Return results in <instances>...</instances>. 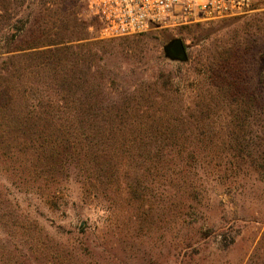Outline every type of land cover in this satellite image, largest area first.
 Returning a JSON list of instances; mask_svg holds the SVG:
<instances>
[{"label":"rangeland","instance_id":"374dc122","mask_svg":"<svg viewBox=\"0 0 264 264\" xmlns=\"http://www.w3.org/2000/svg\"><path fill=\"white\" fill-rule=\"evenodd\" d=\"M81 10L77 0H16L9 24L22 27L24 46L79 32L80 41L65 44L76 98L97 102L100 113L119 102L134 107L141 96L152 103L116 124L123 137L101 138L134 151L120 157L115 183L89 179L74 162L47 174L18 167L16 155L0 158V264H264V179L234 168L228 153L232 96L264 118V0L242 16L114 39L101 38ZM173 39L185 45L186 62L165 58ZM64 73L28 79L33 95L56 97ZM201 101L209 115L197 127L190 120ZM262 122L246 125L245 141L263 144ZM140 145L149 156L136 153ZM138 182L141 200L132 194Z\"/></svg>","mask_w":264,"mask_h":264},{"label":"trees","instance_id":"16d2710c","mask_svg":"<svg viewBox=\"0 0 264 264\" xmlns=\"http://www.w3.org/2000/svg\"><path fill=\"white\" fill-rule=\"evenodd\" d=\"M15 1L0 0V43H3L0 46V56L4 57L0 61V158L10 160V156L16 155L14 159L18 167H27L32 173L38 172L40 168L46 170L47 174L62 171L66 164L74 162L89 179L99 184L115 183L123 169L120 157L134 151L129 152V148L123 143H119L117 147L103 143L101 138L123 137L120 130H116V124L134 116L130 114L131 108L135 110L132 111L135 115L139 114L140 103L150 108L152 98L141 96V101L134 104V107L126 102L114 103L109 112L101 113L97 109V102L91 104L78 100L75 89L79 82L72 61L68 59L69 49L65 44L80 41L79 32L76 35L70 34L67 39L62 38L64 34H54L45 41L18 45L22 27L15 26L13 30L9 24V11ZM64 21L59 19L58 23ZM44 72H50L54 76L65 72L62 79L55 77L60 89L54 98L34 96L33 93L38 88L29 86L28 79L39 78ZM229 87L233 88V84ZM215 88L221 90L224 85L216 84ZM232 97L236 99L237 105L230 118L233 125V131H230L232 143L228 147L230 163L234 168H252L264 179V134L256 138L263 142L261 145L259 142L253 145L245 141L248 133L246 125H260L264 118L258 110L251 107V102L242 97ZM209 107L207 104L204 106L202 101L198 102V111L190 121H194L197 127L200 126L209 115ZM141 114L151 118L150 114ZM97 119L108 126L92 127L90 123ZM76 129L79 133L73 134L72 130ZM157 133L160 134L158 131L153 132ZM170 134L176 137L173 132ZM165 149L167 148L162 147V150ZM134 150L142 156L150 154L143 145L135 146ZM156 153L158 156L165 155L162 151ZM1 164H5L3 160ZM141 187L142 182L135 183L132 187L133 196L139 200L143 196L136 189Z\"/></svg>","mask_w":264,"mask_h":264},{"label":"built area","instance_id":"2783aa9c","mask_svg":"<svg viewBox=\"0 0 264 264\" xmlns=\"http://www.w3.org/2000/svg\"><path fill=\"white\" fill-rule=\"evenodd\" d=\"M103 39L242 16L258 0H77Z\"/></svg>","mask_w":264,"mask_h":264},{"label":"water","instance_id":"95a60500","mask_svg":"<svg viewBox=\"0 0 264 264\" xmlns=\"http://www.w3.org/2000/svg\"><path fill=\"white\" fill-rule=\"evenodd\" d=\"M165 58L170 61L186 62V47L179 39H173L163 47Z\"/></svg>","mask_w":264,"mask_h":264}]
</instances>
